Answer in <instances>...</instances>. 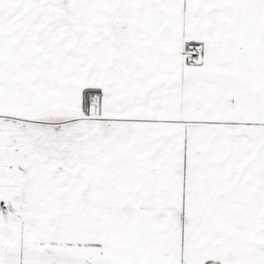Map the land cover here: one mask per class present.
Instances as JSON below:
<instances>
[{
	"label": "snow or ice",
	"instance_id": "snow-or-ice-1",
	"mask_svg": "<svg viewBox=\"0 0 264 264\" xmlns=\"http://www.w3.org/2000/svg\"><path fill=\"white\" fill-rule=\"evenodd\" d=\"M0 264H264V0H0Z\"/></svg>",
	"mask_w": 264,
	"mask_h": 264
}]
</instances>
